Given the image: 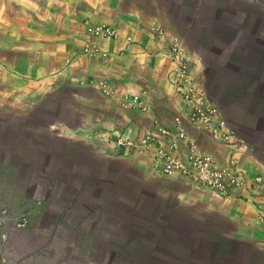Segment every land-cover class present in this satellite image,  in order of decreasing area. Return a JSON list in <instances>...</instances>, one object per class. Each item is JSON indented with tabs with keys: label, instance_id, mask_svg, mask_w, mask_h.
I'll return each mask as SVG.
<instances>
[{
	"label": "crops",
	"instance_id": "0c3cea01",
	"mask_svg": "<svg viewBox=\"0 0 264 264\" xmlns=\"http://www.w3.org/2000/svg\"><path fill=\"white\" fill-rule=\"evenodd\" d=\"M172 43L234 136L260 138L239 165L264 173V0H0V264H264L248 202L119 147L173 125Z\"/></svg>",
	"mask_w": 264,
	"mask_h": 264
},
{
	"label": "built area",
	"instance_id": "2783aa9c",
	"mask_svg": "<svg viewBox=\"0 0 264 264\" xmlns=\"http://www.w3.org/2000/svg\"><path fill=\"white\" fill-rule=\"evenodd\" d=\"M86 32L104 37L116 35L114 28L102 25H86ZM88 50L91 53L99 52L97 47L88 46L85 51ZM167 50L172 63L170 82L181 100V111L174 116L171 127L159 126L157 131L147 130L137 140L121 136L119 147L130 146L152 156L155 161L163 163V173L178 171L221 197L248 202L254 208L256 222L264 230V173L248 172L239 165V158L246 152V146L234 136L217 108L207 102L202 84L190 73L181 46L172 43ZM143 96H134L128 102L145 112H151L152 106L146 103ZM185 124L208 130L216 143L228 145L226 159L220 161L215 155L204 151L195 139L188 136ZM180 144L185 150L184 162L176 154Z\"/></svg>",
	"mask_w": 264,
	"mask_h": 264
},
{
	"label": "rangeland",
	"instance_id": "374dc122",
	"mask_svg": "<svg viewBox=\"0 0 264 264\" xmlns=\"http://www.w3.org/2000/svg\"><path fill=\"white\" fill-rule=\"evenodd\" d=\"M196 79V78H195ZM204 92H205V89H204ZM205 95H206V92H205ZM182 108V107H181ZM181 108H180V111H181ZM179 111V112H180ZM178 112V113H179ZM230 123L231 124H233L234 126H239L240 125V123L239 122H237V121H235V120H230ZM245 123V122H244ZM186 125V127H187V129L188 128H194V127H192L191 125H189V124H185ZM240 128V127H239ZM194 129H196V128H194ZM197 131H201V132H204L205 133V135L206 136H208L212 141H214L213 140V138H212V136H211V134L209 133V131L208 130H199V129H196ZM239 131V133H242V134H244V136H241V138H240V140L242 141V143L243 144H245L246 145V140H253V141H257V140H259L260 138H258V137H248V136H246V130L245 129H243L242 127L238 130ZM207 153H209V152H207ZM210 154H212V153H210ZM214 155V154H213ZM145 190H149L148 188H146ZM161 221H163L162 223H164V222H166V220L165 219H163V220H161ZM160 228L161 229H163V230H166L165 228V225H161L160 224ZM165 234V236H168V234H167V232H165L164 233ZM170 255V253H168L167 252V250H165V249H158V250H156V252L154 251L152 254H151V256L152 257H154L157 261L159 260V261H164V260H166L167 259V257ZM128 256H130V255H127V257ZM132 257H134V255H132Z\"/></svg>",
	"mask_w": 264,
	"mask_h": 264
}]
</instances>
